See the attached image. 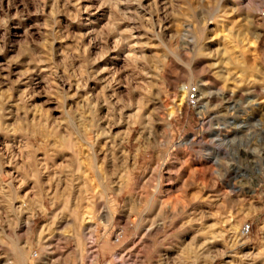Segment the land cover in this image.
<instances>
[{"label":"rangeland","instance_id":"obj_1","mask_svg":"<svg viewBox=\"0 0 264 264\" xmlns=\"http://www.w3.org/2000/svg\"><path fill=\"white\" fill-rule=\"evenodd\" d=\"M263 167L264 0H0V264H264Z\"/></svg>","mask_w":264,"mask_h":264},{"label":"bare ground","instance_id":"obj_2","mask_svg":"<svg viewBox=\"0 0 264 264\" xmlns=\"http://www.w3.org/2000/svg\"><path fill=\"white\" fill-rule=\"evenodd\" d=\"M39 120V119H38ZM217 138V140H219V141H224V140H226V138H222V137H220V136H217L216 137ZM264 168V167H263ZM32 173V172H31ZM34 173H32V175H33ZM39 174H40V172H39ZM50 175V174H49ZM48 180V179H47ZM50 180L54 183V188L52 189V191H50V192H54V194L55 195H57V194H60L61 195V197H65V196H67V194H68V192L71 190V188H70V185L68 184V182H69V180H67L66 178H64V175H62L60 172H58L57 170H55V171H53L52 172V176H51V178H50ZM49 184V183H48ZM63 185L65 186V188H63ZM78 193V192H77ZM9 194V193H8ZM6 195H7V193H6ZM6 195L4 196V197H6ZM10 195H12V194H10ZM13 196V195H12ZM8 197H10L9 195H8ZM8 197H7V199H8ZM12 198V197H11ZM6 199V198H5ZM9 200V199H8ZM7 201V200H6ZM10 201H12V200H10ZM35 201L38 203L39 202V200L38 199H35ZM9 202V201H8ZM13 205V204H12ZM18 208V207H17ZM19 209V212H21V210H20V208H18ZM12 210V209H11ZM15 211H16V209H14ZM17 214V213H16ZM90 218H92L91 219V221L93 220V216H90ZM94 225V223L93 222H90V228L92 227ZM93 229V228H92ZM91 229V230H92ZM90 232V231H89ZM92 232V231H91ZM90 232V233H91ZM92 234H93V232H92ZM9 239V238H8ZM9 245H10V248H11V250L16 254V256L18 257V260H19V262H20V264H27L26 262L28 261V252L27 251H25V250H21L20 249V247L19 246H17L16 244H14V242H12V241H10L9 240ZM93 246V244L91 243L88 247V249L90 250V248ZM143 246V245H142ZM140 247V246H139ZM30 248V247H29ZM81 250L83 251L84 250V247L83 246H81Z\"/></svg>","mask_w":264,"mask_h":264},{"label":"built area","instance_id":"obj_3","mask_svg":"<svg viewBox=\"0 0 264 264\" xmlns=\"http://www.w3.org/2000/svg\"><path fill=\"white\" fill-rule=\"evenodd\" d=\"M188 89H189V91H188V94H189L188 95V99H189V101H191L192 103H196L197 93H198L197 87H190ZM250 228H251L250 225H246L243 228V232L246 233V234L249 233Z\"/></svg>","mask_w":264,"mask_h":264}]
</instances>
